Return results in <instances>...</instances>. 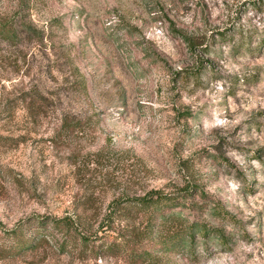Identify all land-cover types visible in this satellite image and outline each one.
I'll use <instances>...</instances> for the list:
<instances>
[{
  "label": "rangeland",
  "instance_id": "rangeland-1",
  "mask_svg": "<svg viewBox=\"0 0 264 264\" xmlns=\"http://www.w3.org/2000/svg\"><path fill=\"white\" fill-rule=\"evenodd\" d=\"M14 23L18 38H0V246L13 231L47 240L0 264H264V0H0ZM30 93L45 102L32 121ZM153 192L180 205L124 204ZM171 212L168 230L210 236L164 249ZM66 217L72 235L37 226ZM139 249L153 257L131 261Z\"/></svg>",
  "mask_w": 264,
  "mask_h": 264
},
{
  "label": "trees",
  "instance_id": "trees-1",
  "mask_svg": "<svg viewBox=\"0 0 264 264\" xmlns=\"http://www.w3.org/2000/svg\"><path fill=\"white\" fill-rule=\"evenodd\" d=\"M23 28V26H20L17 23L0 24V38L5 42L17 39ZM25 102L30 105V108L28 110V112H30L29 120L32 121L39 118L41 112L40 110H42L45 104L40 95L30 93ZM124 204L128 207L131 206V209H136L140 212H146L150 216L153 215L154 217L156 212H161V210H164L166 208H176L178 205H180V202L175 196H167L158 192H153L150 193L147 197L139 198L137 200H131ZM178 215L179 214L175 212H171L167 216L161 215V222L158 223V225H161V232L157 236H162L163 232L166 231V235H163L162 237V247L164 249L167 248L169 250H179V252H182L185 249V245L188 244V241H190L191 245L195 244L196 236L204 235L203 238H208L210 236V231L205 226L197 228L196 225H190L187 227V229H184L182 233L175 230H168L167 227L172 224L174 220H178V218L180 217H177ZM39 225L45 228L44 231L48 233L47 237H50L52 240H55L57 236L56 234L58 233L62 235H72V233L76 231V229L74 228L75 224L69 217L62 219H52L45 224L43 223V225L38 224L37 226ZM216 235L221 242L223 240H226L221 233H217ZM78 236H80L79 238L81 246L86 247V250H88V247L90 246L88 238H86L84 235ZM46 240L47 239L41 237L36 239L31 238L30 240L17 231H13L8 235V242H10V245L5 244L3 246H0V260L6 258L7 256H19L22 252H25L28 249L33 250L37 246L45 243ZM154 240H156L157 243L161 244L157 238H155ZM124 243L121 245H124ZM157 243H153L152 248L154 251L156 250L154 247L159 245ZM125 247V245L122 247L119 244L104 246L105 250L112 254H119L121 253V251L123 253H126V250L122 249ZM58 248L63 252H67L69 249V240H67L66 238V241H63L61 243L59 242ZM129 256L131 258V261L143 262L146 258L151 259L153 257V254L147 249H139L133 251Z\"/></svg>",
  "mask_w": 264,
  "mask_h": 264
}]
</instances>
